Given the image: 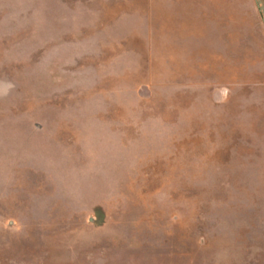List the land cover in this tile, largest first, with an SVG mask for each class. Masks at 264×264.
I'll return each mask as SVG.
<instances>
[{"label":"rangeland","instance_id":"obj_1","mask_svg":"<svg viewBox=\"0 0 264 264\" xmlns=\"http://www.w3.org/2000/svg\"><path fill=\"white\" fill-rule=\"evenodd\" d=\"M261 242L258 0H0V264H222Z\"/></svg>","mask_w":264,"mask_h":264},{"label":"crops","instance_id":"obj_2","mask_svg":"<svg viewBox=\"0 0 264 264\" xmlns=\"http://www.w3.org/2000/svg\"><path fill=\"white\" fill-rule=\"evenodd\" d=\"M258 2H260V7L264 11V0H258ZM246 255L244 258L227 259L222 264H264V242L259 243L258 247H255L253 251L248 252Z\"/></svg>","mask_w":264,"mask_h":264}]
</instances>
